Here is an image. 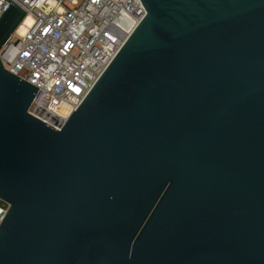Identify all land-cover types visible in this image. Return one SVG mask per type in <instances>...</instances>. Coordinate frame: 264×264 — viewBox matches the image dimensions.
Here are the masks:
<instances>
[{
	"label": "water",
	"instance_id": "water-1",
	"mask_svg": "<svg viewBox=\"0 0 264 264\" xmlns=\"http://www.w3.org/2000/svg\"><path fill=\"white\" fill-rule=\"evenodd\" d=\"M140 1L60 128L0 57V264H264V0Z\"/></svg>",
	"mask_w": 264,
	"mask_h": 264
},
{
	"label": "built area",
	"instance_id": "built-area-1",
	"mask_svg": "<svg viewBox=\"0 0 264 264\" xmlns=\"http://www.w3.org/2000/svg\"><path fill=\"white\" fill-rule=\"evenodd\" d=\"M26 15L0 48L38 86L29 111L60 128L146 13L140 0H12ZM10 2L0 0V15ZM8 202L0 197V223Z\"/></svg>",
	"mask_w": 264,
	"mask_h": 264
}]
</instances>
